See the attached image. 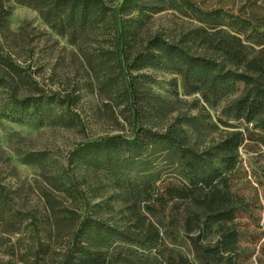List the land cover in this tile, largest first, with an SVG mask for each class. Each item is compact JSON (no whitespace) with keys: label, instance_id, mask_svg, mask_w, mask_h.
<instances>
[{"label":"rangeland","instance_id":"374dc122","mask_svg":"<svg viewBox=\"0 0 264 264\" xmlns=\"http://www.w3.org/2000/svg\"><path fill=\"white\" fill-rule=\"evenodd\" d=\"M104 1L110 7L106 20L71 43L56 34L34 8L1 0L10 16L8 28L0 34V49L31 78L28 86L14 81L11 87L18 98L45 94L61 98L64 104L52 103L43 114L20 120L5 116L0 108V197L19 216L17 222L0 225V264H61L80 222L87 217L122 228L152 222L161 229L157 245L116 243L107 264H168L177 254L193 260L186 232L167 226L173 202H168L164 212L158 204L154 213L149 212V199L136 203L131 184L134 173L113 175L88 167L76 157V150L81 143L110 135L134 136L122 62H131L151 37L159 35L193 55L222 59L215 45L236 44L233 36L251 45L248 39L264 31V0H134L120 12L118 25L112 17L122 0ZM201 11L213 13L212 18L203 19ZM122 27L123 45L117 37ZM131 72L147 74L135 81L153 104H146L145 114L137 117L140 125L165 130L176 123L199 151L213 148L233 129L219 119L237 92L213 106L200 93H188L181 76L168 68ZM10 90L0 88V107ZM245 143L233 170L219 161L214 166L227 179L226 187L220 186L237 202L235 220L223 223L225 229L240 232L238 264H264V146ZM187 172L172 166L162 172L157 184L163 187L172 180L187 185ZM145 194L140 196L145 199ZM186 207L185 200L179 211L186 212ZM219 235L214 225L203 241L215 243Z\"/></svg>","mask_w":264,"mask_h":264},{"label":"trees","instance_id":"16d2710c","mask_svg":"<svg viewBox=\"0 0 264 264\" xmlns=\"http://www.w3.org/2000/svg\"><path fill=\"white\" fill-rule=\"evenodd\" d=\"M16 1L37 10L56 34L67 37L71 43L75 41V37L94 28L98 22H104L110 10L104 0ZM133 2L134 0L121 1L116 16L112 17L114 25L120 23L118 17L122 9ZM0 5L1 34L8 28L10 10L4 9L1 0ZM200 13L204 15L203 19L213 16V13ZM240 31L243 34L246 29ZM255 34L254 38L248 39L251 45L235 36L233 38L236 39V44L228 42L215 45L222 59L193 55L183 46L154 35L131 62H122L127 79L125 92L133 109L134 136L92 140L81 143L76 150V157L82 159L88 167L113 175L134 173L136 177L131 184L136 203L149 199L150 203L146 204L149 212L154 213L157 204L160 211L164 212L168 202H173L169 215L166 216L167 226L186 232L193 260L177 254L168 264H238L241 258L237 246L240 242L239 230L225 229L224 225L225 222L235 220L237 202L234 195L220 186L222 183L226 187L227 179L214 163L219 161L231 171L238 163L239 148L247 140L264 146V31ZM117 37L123 45V27ZM152 67L175 71L181 76L182 85L187 92L200 93L203 101L209 105L215 106L237 92L238 95L222 108L223 117L219 119L224 126L233 129L227 130L225 137L213 148L199 151L191 144L188 134L176 123H171L165 130L140 125L137 117L145 114L146 104H153L150 103L146 90H141L135 81L137 76L147 77V74L133 75L131 71ZM0 68V88L8 87L12 92L0 108L12 120L43 114L51 109L52 103L59 106L64 104L61 98L45 94L18 98L17 91L11 87L12 83L18 81L28 86L31 78L12 56L5 55L1 49ZM235 121L244 123L240 125ZM172 166L188 169L190 183L178 185L171 180L165 182L163 187L157 184L162 172ZM143 193H146L145 199L140 196ZM185 200L186 212H181L180 204ZM18 217L6 207L5 201L0 197V225L16 221ZM214 225L219 227L218 241H203ZM160 239L161 229L152 222L122 228L102 219L87 217L80 222L61 264H107L111 248L116 243L153 246Z\"/></svg>","mask_w":264,"mask_h":264},{"label":"water","instance_id":"95a60500","mask_svg":"<svg viewBox=\"0 0 264 264\" xmlns=\"http://www.w3.org/2000/svg\"><path fill=\"white\" fill-rule=\"evenodd\" d=\"M119 137H122V135H110V136H107V138H109V139L119 138Z\"/></svg>","mask_w":264,"mask_h":264}]
</instances>
